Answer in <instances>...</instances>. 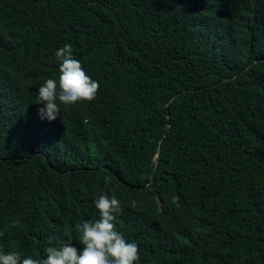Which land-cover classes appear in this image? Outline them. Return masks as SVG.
I'll list each match as a JSON object with an SVG mask.
<instances>
[{
    "label": "trees",
    "instance_id": "trees-1",
    "mask_svg": "<svg viewBox=\"0 0 264 264\" xmlns=\"http://www.w3.org/2000/svg\"><path fill=\"white\" fill-rule=\"evenodd\" d=\"M66 43L100 87L49 122ZM103 194L134 264H264V0H0V249H82Z\"/></svg>",
    "mask_w": 264,
    "mask_h": 264
},
{
    "label": "clouds",
    "instance_id": "clouds-1",
    "mask_svg": "<svg viewBox=\"0 0 264 264\" xmlns=\"http://www.w3.org/2000/svg\"><path fill=\"white\" fill-rule=\"evenodd\" d=\"M59 64V79H47L37 89V104L40 118L54 121L60 116V105H75L92 102L100 87L84 70L80 60L73 55L72 45L66 43L55 52ZM179 197L173 196L176 204ZM99 218L77 223L78 249L71 243L58 248L48 247L46 258H23L17 251L5 253L0 249V264H134L139 260V248L135 242H127L116 228L117 214L122 212L120 201L113 194L100 195L94 200ZM14 222L12 227H16ZM4 233L0 232V236Z\"/></svg>",
    "mask_w": 264,
    "mask_h": 264
},
{
    "label": "water",
    "instance_id": "water-1",
    "mask_svg": "<svg viewBox=\"0 0 264 264\" xmlns=\"http://www.w3.org/2000/svg\"><path fill=\"white\" fill-rule=\"evenodd\" d=\"M155 166H156V162L153 164V168H155Z\"/></svg>",
    "mask_w": 264,
    "mask_h": 264
}]
</instances>
